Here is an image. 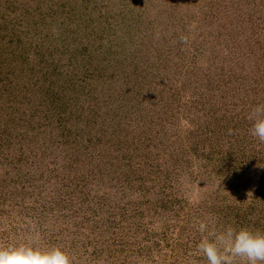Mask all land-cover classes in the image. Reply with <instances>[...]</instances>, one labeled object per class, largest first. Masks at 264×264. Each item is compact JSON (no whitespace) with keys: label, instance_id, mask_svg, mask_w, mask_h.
Returning <instances> with one entry per match:
<instances>
[{"label":"rangeland","instance_id":"1","mask_svg":"<svg viewBox=\"0 0 264 264\" xmlns=\"http://www.w3.org/2000/svg\"><path fill=\"white\" fill-rule=\"evenodd\" d=\"M263 65L264 0H0V243L206 264L199 220L264 232Z\"/></svg>","mask_w":264,"mask_h":264},{"label":"clouds","instance_id":"2","mask_svg":"<svg viewBox=\"0 0 264 264\" xmlns=\"http://www.w3.org/2000/svg\"><path fill=\"white\" fill-rule=\"evenodd\" d=\"M247 119L251 122L249 134L264 142V104L251 107ZM233 134L229 128L228 135ZM198 231L202 239L193 255L206 264H264V232L233 226L216 229L209 219L198 221ZM0 264H74V259L62 247L40 246L37 235L19 245L0 243Z\"/></svg>","mask_w":264,"mask_h":264},{"label":"trees","instance_id":"3","mask_svg":"<svg viewBox=\"0 0 264 264\" xmlns=\"http://www.w3.org/2000/svg\"><path fill=\"white\" fill-rule=\"evenodd\" d=\"M263 64V63H262ZM264 66V65H263ZM262 76V74L260 75V77ZM258 85V90H262L263 91V94H264V80L261 81L260 84H257Z\"/></svg>","mask_w":264,"mask_h":264}]
</instances>
